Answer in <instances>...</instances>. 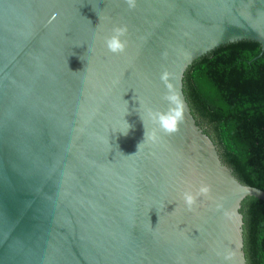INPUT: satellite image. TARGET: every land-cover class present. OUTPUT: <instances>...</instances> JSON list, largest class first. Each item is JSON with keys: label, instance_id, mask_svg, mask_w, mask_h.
Returning a JSON list of instances; mask_svg holds the SVG:
<instances>
[{"label": "water", "instance_id": "95a60500", "mask_svg": "<svg viewBox=\"0 0 264 264\" xmlns=\"http://www.w3.org/2000/svg\"><path fill=\"white\" fill-rule=\"evenodd\" d=\"M236 42L264 51V0H0V264H245L240 203L264 192L182 93L192 62ZM165 72L171 135L150 115L170 107Z\"/></svg>", "mask_w": 264, "mask_h": 264}, {"label": "trees", "instance_id": "16d2710c", "mask_svg": "<svg viewBox=\"0 0 264 264\" xmlns=\"http://www.w3.org/2000/svg\"><path fill=\"white\" fill-rule=\"evenodd\" d=\"M182 93L196 124L238 181L264 192V51L227 44L192 62ZM245 264H264V202L240 203Z\"/></svg>", "mask_w": 264, "mask_h": 264}, {"label": "clouds", "instance_id": "9594fccd", "mask_svg": "<svg viewBox=\"0 0 264 264\" xmlns=\"http://www.w3.org/2000/svg\"><path fill=\"white\" fill-rule=\"evenodd\" d=\"M125 3L128 5L129 9H132L135 7L136 0H125ZM126 34V26L114 27L111 31V35L104 39V46L107 51L113 55L124 53L127 47V40L124 39ZM168 78L169 74L167 72L161 75V81L165 84L166 89H168L163 99L169 103L170 107L166 112H152L150 115L161 132L171 135L179 130L178 126L183 120V110L174 103L176 97L171 93V86L168 84ZM148 138L154 140L156 138L155 133L149 134ZM209 191L210 189L207 186H202L196 195H193L191 192H185L183 194V199L188 210H192L199 195H207Z\"/></svg>", "mask_w": 264, "mask_h": 264}]
</instances>
